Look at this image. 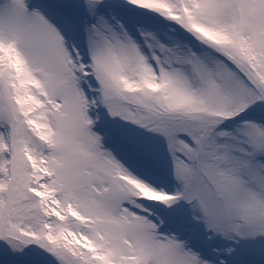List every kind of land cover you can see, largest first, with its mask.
I'll use <instances>...</instances> for the list:
<instances>
[{"label": "snow or ice", "instance_id": "snow-or-ice-1", "mask_svg": "<svg viewBox=\"0 0 264 264\" xmlns=\"http://www.w3.org/2000/svg\"><path fill=\"white\" fill-rule=\"evenodd\" d=\"M0 264H264V0H0Z\"/></svg>", "mask_w": 264, "mask_h": 264}]
</instances>
